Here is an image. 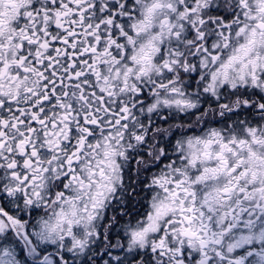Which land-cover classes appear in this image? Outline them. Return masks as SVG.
Listing matches in <instances>:
<instances>
[{
	"label": "snow or ice",
	"instance_id": "snow-or-ice-1",
	"mask_svg": "<svg viewBox=\"0 0 264 264\" xmlns=\"http://www.w3.org/2000/svg\"><path fill=\"white\" fill-rule=\"evenodd\" d=\"M0 264H264V0H0Z\"/></svg>",
	"mask_w": 264,
	"mask_h": 264
}]
</instances>
